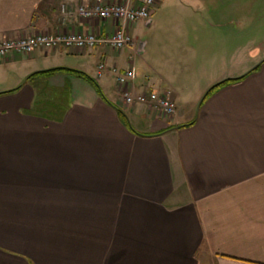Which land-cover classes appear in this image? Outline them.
Returning a JSON list of instances; mask_svg holds the SVG:
<instances>
[{
	"label": "crops",
	"instance_id": "0c3cea01",
	"mask_svg": "<svg viewBox=\"0 0 264 264\" xmlns=\"http://www.w3.org/2000/svg\"><path fill=\"white\" fill-rule=\"evenodd\" d=\"M86 1L0 0V36L123 26L134 40L0 58V264H264V49L246 48V0H155L132 22L78 15ZM215 32L243 50L237 68L186 90L177 66L207 64ZM112 64L174 112L125 103Z\"/></svg>",
	"mask_w": 264,
	"mask_h": 264
},
{
	"label": "built area",
	"instance_id": "2783aa9c",
	"mask_svg": "<svg viewBox=\"0 0 264 264\" xmlns=\"http://www.w3.org/2000/svg\"><path fill=\"white\" fill-rule=\"evenodd\" d=\"M155 0H136V3L129 5L120 0H89L78 3L74 6V11L81 16L113 19L123 21H134L148 16ZM62 13L67 12L66 3H59ZM95 43H105L111 48H121L134 44L132 36L123 26L115 27L111 33L97 36L93 31L69 30L65 32H32L22 35H1L0 36V58L7 56L11 50L28 53L34 48H85ZM104 68V62L96 64V73ZM110 70L113 73V81L119 87L121 98L125 103L147 102L152 106L172 114L175 110L173 99L168 94L156 90H141L131 92L129 82L133 77V69L124 67L118 69L112 64Z\"/></svg>",
	"mask_w": 264,
	"mask_h": 264
},
{
	"label": "rangeland",
	"instance_id": "374dc122",
	"mask_svg": "<svg viewBox=\"0 0 264 264\" xmlns=\"http://www.w3.org/2000/svg\"><path fill=\"white\" fill-rule=\"evenodd\" d=\"M256 4H257L256 0H246L245 11H246V16H247L246 17V38L247 39H246L245 44H247L246 48H249V45H256L258 48H260L259 50L261 51L262 49H264V17L258 19L257 16L253 17L252 12H249V11L254 10V7L256 6ZM257 21L258 23H260L258 24V26H257ZM253 27H259V30L254 29ZM144 36L145 35H143L142 37ZM224 37H225V34H223L222 32L214 33L213 35V47L214 48L208 53V57H212V59L208 61L207 64L204 60L202 61L199 59V60H194L193 62L195 63H192L186 66L185 68L182 65L177 66V70H178L177 74H179L183 80L182 82H180V84L186 90L192 89V86L196 83L195 80H198L199 82H201L203 80L202 74L203 75L215 74L218 71L233 70L237 68L233 66L232 58L237 60L239 57H242L241 53L243 52V50L239 49V51H236V50L231 51L234 46L233 43L231 42L232 40H230V43H228L227 45V43L224 42ZM188 52L190 51L188 50L187 53ZM244 53L246 55L245 56L246 62H249L251 52L246 49ZM69 57L72 60H74L73 62H75V59L78 58V55H75V56L69 55ZM228 57H229V60H228ZM207 59H210V58H207ZM255 62L256 61H254L253 63ZM253 63H251L250 65H248L249 63H246L247 65L246 64L244 65L245 67L243 71L240 72V74L244 73L247 69H249V67H251ZM238 68H242V67H238Z\"/></svg>",
	"mask_w": 264,
	"mask_h": 264
},
{
	"label": "trees",
	"instance_id": "16d2710c",
	"mask_svg": "<svg viewBox=\"0 0 264 264\" xmlns=\"http://www.w3.org/2000/svg\"><path fill=\"white\" fill-rule=\"evenodd\" d=\"M75 70H76L77 72L83 74L84 76H88V74H86L85 72H82V71L77 70V69H75ZM248 71H249V70H248ZM241 75H242V74H241ZM241 75L236 76V77H228V78L222 79L221 81H224V80H230V79H237V78H239ZM221 81L216 82L214 85L218 84V83L221 82ZM214 85H212L211 87H213ZM211 87H210V88H211ZM210 88H209V89H210ZM209 89H208V90H209ZM208 90H207V91H208ZM207 91H206V92H207Z\"/></svg>",
	"mask_w": 264,
	"mask_h": 264
},
{
	"label": "water",
	"instance_id": "95a60500",
	"mask_svg": "<svg viewBox=\"0 0 264 264\" xmlns=\"http://www.w3.org/2000/svg\"><path fill=\"white\" fill-rule=\"evenodd\" d=\"M260 60H261V59H259V60L256 61L255 63H253V64L251 65V67H249V69H247V70H250V69L254 68V67L256 66V64L259 63ZM247 70H246V71H247ZM215 83H216V82L210 84V85H209V86L203 91V93L201 94V96H200L199 99H198V102L200 101V99L202 98V96L206 93V91H207L212 85H214Z\"/></svg>",
	"mask_w": 264,
	"mask_h": 264
}]
</instances>
